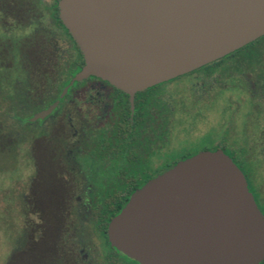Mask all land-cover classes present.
<instances>
[{"label":"water","instance_id":"1","mask_svg":"<svg viewBox=\"0 0 264 264\" xmlns=\"http://www.w3.org/2000/svg\"><path fill=\"white\" fill-rule=\"evenodd\" d=\"M84 64L48 108L90 77L130 95L197 70L264 36V0H59ZM140 264H260L264 214L222 149L178 161L136 189L108 226Z\"/></svg>","mask_w":264,"mask_h":264},{"label":"flooded vegetation","instance_id":"2","mask_svg":"<svg viewBox=\"0 0 264 264\" xmlns=\"http://www.w3.org/2000/svg\"><path fill=\"white\" fill-rule=\"evenodd\" d=\"M13 24L15 22L10 24L11 27ZM0 26L2 27L3 24L0 23ZM63 42L66 43V39ZM263 74L245 70L205 71L197 69L157 84L150 88L159 92L157 95L159 107L151 106L149 103L147 111L139 118L141 120L138 124L134 120L135 100L142 91L135 94L134 108H132L129 94L118 90L100 78L90 77L84 80L87 81L85 84L75 86V83L71 86L66 93L67 101L63 104L60 102L57 108L45 118L34 121L38 129L44 126L48 131L46 134L37 136L35 140L49 137L51 130L57 124L64 123L65 134H56L57 136L49 140L51 156L48 154V157L52 158V163L59 164L63 168L62 173L65 174V181L56 182L57 190L60 192L63 190L65 193L68 190L71 192L67 197H63L65 209L59 216L60 220L67 223L51 236V233L49 234L47 249L43 247L44 251L39 248V251L32 252L33 261L38 264H140L113 246L109 240V222L121 210L110 217L105 230H97L91 222L94 216L89 213V206L98 198L94 199L90 196L104 195L105 190L103 191V189L108 186V183L103 181L105 173H116L120 178H123L122 174L127 172H148L157 176L178 161L200 152L187 151L181 155V158L173 159L170 167H167L169 162L160 166H158L159 163L153 164L152 159L154 160L155 157L163 158L176 149L172 148L173 142L176 137L180 138L183 135V128L192 132H202L200 136L215 138L214 149L201 151L222 149L235 160L244 172L249 190L253 193L258 207L264 214V172L261 171L264 170ZM237 89L240 91L238 93L245 98L242 103L233 102L232 96ZM186 93H189V97ZM255 93H258L259 102L254 106L256 108H253L250 99ZM221 96L225 97L224 103L219 102ZM232 104L235 106L234 110ZM61 105L62 108H60ZM219 105H222L226 111L230 110V112H226L229 114L223 117L222 121L210 122L212 114ZM250 109L257 111L251 112ZM238 113H240V117L234 118L233 116ZM192 115L197 116V121L194 120L196 123L190 124L187 128L185 125ZM107 125H117V135L124 133L121 137H127L126 133L128 132L130 135L128 137H131V148L115 150L114 154L110 155L113 158L112 162L115 159L112 165L104 166V160L98 158L94 165L89 160L92 154V142L93 139H97L101 129ZM253 127L256 134L252 133ZM237 142H240V147ZM226 145L229 146V149L226 148ZM32 154L35 169L39 171L42 151L35 149ZM252 156L259 160L256 167V180L250 179L244 170L246 169L244 158ZM237 157H239V161L236 160ZM242 158L243 160H241ZM87 173L97 174V180L89 182ZM153 177L145 179L138 186H132L126 193L128 198L124 206L133 192ZM36 214L40 215L39 210ZM87 225L90 226L89 229L84 228ZM39 230L38 222L36 223L33 219L32 244L40 243L45 239L46 229L41 231V236H39ZM26 251L23 248L21 255ZM24 256L25 254L21 256L23 262ZM260 264H264V260Z\"/></svg>","mask_w":264,"mask_h":264},{"label":"trees","instance_id":"3","mask_svg":"<svg viewBox=\"0 0 264 264\" xmlns=\"http://www.w3.org/2000/svg\"><path fill=\"white\" fill-rule=\"evenodd\" d=\"M58 1L0 0V23L3 24L0 30L4 36L0 38V114L3 118L0 126V150L16 151L21 148L22 144L32 142L37 136L48 133L44 126L38 129L36 122L30 121V118L54 103L73 75L84 64V57L78 44L59 16ZM21 4L27 8L25 19H12L15 25L11 27L7 19L15 14L13 5L19 8ZM65 39L67 44L64 45L62 43ZM198 70H245L263 74L264 36ZM86 82L76 83L75 86ZM158 93L154 91V88H149L138 94L135 100L134 120L136 124L147 111L149 103L151 106L159 107ZM67 100V95H65L61 103ZM250 101L253 103V108H256L254 106L259 102L258 93L252 94ZM255 110L250 109L251 112ZM117 134V125H107L98 133L97 139H93L92 154L89 160L94 165H96L97 158L104 160V166L112 165L115 159L112 162L113 158L110 155H113L115 150L131 148L129 133H126L127 137H121L123 132L120 135ZM237 145L240 147V142H237ZM237 158L236 160L239 161V157ZM244 160H246L244 170L247 176L256 180V167L259 160L254 156L244 158ZM170 166L171 163L167 167ZM86 176L89 182L97 180V174L87 173ZM153 176L148 172H127L122 174L123 178H120L119 174L105 173L103 181L107 182L108 186L103 189L105 190L104 195L90 196L94 199L98 198L89 206V213L94 216L91 220L94 228L100 231L105 230L110 217L122 210L128 198L126 193L130 191V188L140 185L142 181ZM44 181L48 180L44 178L40 184ZM48 182L52 183V180ZM24 210L28 213L27 204ZM101 217L103 218L97 219ZM44 220L42 218L39 222L42 224L39 236L42 235L41 231L46 229ZM26 227L28 230L32 228V221L26 219ZM84 228L89 229L90 226L87 225ZM28 233L25 230L22 232L6 264H21L22 249L28 250L33 241L31 233Z\"/></svg>","mask_w":264,"mask_h":264},{"label":"rangeland","instance_id":"4","mask_svg":"<svg viewBox=\"0 0 264 264\" xmlns=\"http://www.w3.org/2000/svg\"><path fill=\"white\" fill-rule=\"evenodd\" d=\"M45 1L52 2V0ZM26 9L27 8H25L23 4H21L19 8L13 5V11L15 14H13L11 18L7 19V21L12 24L14 22L12 19L14 18L24 20ZM14 25L15 24H13V26ZM1 37L3 38L4 36L0 30V38ZM62 44L65 45L67 43ZM238 92H240L238 89L235 90L234 95L232 96L233 102L242 103L245 101V98ZM186 95L189 97V93H186ZM219 102L224 103L225 97H219ZM219 106L212 114L210 122L222 121L223 117L229 114L226 112H230V110L226 111L223 109L222 105ZM234 107V104H232L233 110ZM233 117L236 119L239 118L240 113L234 115ZM2 119L3 118L0 114V126ZM194 120L197 121V116H190L185 126L188 128L190 124L196 123ZM170 126H172V124H170ZM200 126H202V124H200ZM65 129L64 123L60 122L51 130V138H49L50 136L47 138L43 137L39 140L24 143L21 148L16 151L0 150V264L7 263V260L16 245V241L20 235H22V232L24 230L29 233L32 232V228H29L28 230L26 227V219L32 222L34 219L36 223L38 222L39 224L40 219L44 218L46 236L42 242H36L35 244L31 243L29 245L28 250L24 253V262L21 258V264H38V262L33 261L32 252L34 253V251H39V248L44 251V249H42L43 247L47 249V246L49 245V234L51 233V236L57 230L63 228V226L67 223L64 220H60L59 216L65 209V204H63L62 199L64 196L67 197L68 193L71 191L68 190V192L66 191L65 193L63 190L61 192L57 190V186H55V184L56 182L65 181V174L62 173L63 168L59 166V164L52 163V158L48 157L51 149L49 147V140H52L54 136L59 134L64 135L66 132ZM182 131L183 135L180 138L176 137L173 142L172 148L176 149H173L172 152L168 153L163 158L155 157L154 160L152 159L153 164L159 163L158 166H160L168 162L172 163L173 159L177 160L181 158V155L187 151L196 152L203 149L215 148V138L200 136L202 132H192L186 128H183ZM252 133L256 134L254 127ZM227 147L229 149V146L226 145V148ZM35 149L42 151V155H40L42 161H40L39 164V171L35 169L32 158V151ZM261 171L264 172V170ZM154 177H156V175H154ZM44 178L48 181L51 179L53 184L48 181H44V183L40 184V181ZM25 204H27V208L29 209L28 213L24 210ZM37 210H39L40 215L36 214ZM41 225L42 224H39V227Z\"/></svg>","mask_w":264,"mask_h":264}]
</instances>
